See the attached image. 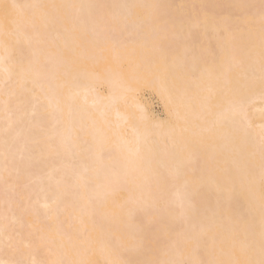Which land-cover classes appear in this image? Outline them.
<instances>
[{"label": "bare ground", "instance_id": "obj_1", "mask_svg": "<svg viewBox=\"0 0 264 264\" xmlns=\"http://www.w3.org/2000/svg\"><path fill=\"white\" fill-rule=\"evenodd\" d=\"M0 264H264V0H0Z\"/></svg>", "mask_w": 264, "mask_h": 264}, {"label": "rangeland", "instance_id": "obj_2", "mask_svg": "<svg viewBox=\"0 0 264 264\" xmlns=\"http://www.w3.org/2000/svg\"><path fill=\"white\" fill-rule=\"evenodd\" d=\"M146 98H148L149 100L152 99L151 101H152V106H153L152 108L154 110V114L157 115V116H160V117H164L165 114H164V111H162V109H163L162 106H161L162 104L159 103L160 101L156 98V96L153 95V94H150L149 92H146Z\"/></svg>", "mask_w": 264, "mask_h": 264}]
</instances>
